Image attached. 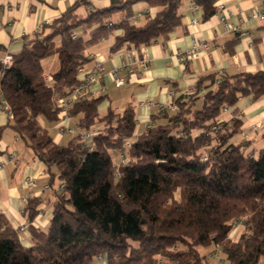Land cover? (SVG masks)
Listing matches in <instances>:
<instances>
[{
	"label": "trees",
	"instance_id": "trees-1",
	"mask_svg": "<svg viewBox=\"0 0 264 264\" xmlns=\"http://www.w3.org/2000/svg\"><path fill=\"white\" fill-rule=\"evenodd\" d=\"M137 1L118 0L80 15L86 2L79 0L24 39L2 68L0 106L9 105L8 124L53 168L62 189L48 226L33 230L31 247L0 215V264H88L97 255L105 264H208L201 249L212 247L213 257L216 244L217 256L228 264H258L261 258L264 264V147L254 153L231 141L241 132L238 118L211 129L239 98L264 95V69L201 75L196 91L173 97L176 109L155 115L159 120L135 138L133 108L109 109L100 117L102 95L76 101L67 115L78 117L79 128L103 123L94 130L92 149L78 135L56 143L39 123L59 121L56 99L78 83L79 67L91 61L88 48L117 30L111 52L146 47L180 25L181 0H144L156 12L145 13L142 25L129 22ZM216 1L193 3L206 20L215 14ZM53 55L58 68L49 86L42 61ZM127 138L129 159L117 165L114 157ZM39 203V197L27 200L29 220ZM239 224L242 232L234 239Z\"/></svg>",
	"mask_w": 264,
	"mask_h": 264
},
{
	"label": "crops",
	"instance_id": "crops-1",
	"mask_svg": "<svg viewBox=\"0 0 264 264\" xmlns=\"http://www.w3.org/2000/svg\"><path fill=\"white\" fill-rule=\"evenodd\" d=\"M79 0H0V57L5 53L12 54L19 50L24 39L36 32L39 24L50 23L59 17L63 11ZM86 5L78 9L84 15L89 9H103L118 0H83ZM223 4L230 11L229 20L236 23L241 16H247L255 8H263L264 0H217L215 7ZM193 0H181V23L166 37H160L144 47L147 57V69L143 72L127 74L120 68L126 61V52L130 48L124 46L118 51L111 52L110 45L116 34L115 31L88 48V54L95 55L103 61L105 74L96 82L93 90L102 89L103 96L99 106V116L103 117L109 109L121 112L126 107L135 112L134 138L144 133L149 125H154L159 119L155 115L171 110L170 103L177 95L189 94L196 91V84L201 75L210 73L235 74L264 69V21L246 20L239 31H227L224 23L215 13L208 19L202 18V10L193 7ZM133 15L144 13L135 23L145 22V13L153 16L156 8L150 7L146 1L138 0L130 5ZM242 12V13H241ZM122 11L113 15L118 21ZM194 21V22H193ZM87 31L79 30V34L87 35ZM201 40L207 44L205 52L190 59L180 60L177 52L190 48L193 40ZM58 42V41H57ZM94 60L84 66V77L93 66ZM43 75H51L58 68L55 55L42 61ZM117 68V75L124 77V84L116 86L109 70ZM2 65L0 64V77ZM78 117H69L65 123L77 125ZM232 118L241 120V132L233 136L231 141L241 145L244 151H256L264 147V95L256 100L250 96L241 97L236 104L220 114L218 121L226 123ZM9 115L0 106V157H8L16 153L15 160H6L0 168V215L17 231L20 242L25 247L34 245L33 230L45 229L50 220L52 202L60 191L59 179L54 175L53 168L43 162L31 147L11 129ZM41 126L48 129L54 142L65 144L71 137L59 131L57 122L49 123L40 118ZM102 122L96 123L91 130L102 127ZM258 125L256 130L254 125ZM115 162L117 156H115ZM33 177L38 183L32 188L25 182L26 177ZM49 184V189H43L42 184ZM30 197H39L38 213L33 221L29 220L23 211ZM26 225L25 230L18 227ZM242 227L234 228L233 236H238ZM99 261V260H98ZM103 264L105 262L102 261Z\"/></svg>",
	"mask_w": 264,
	"mask_h": 264
},
{
	"label": "built area",
	"instance_id": "built-area-1",
	"mask_svg": "<svg viewBox=\"0 0 264 264\" xmlns=\"http://www.w3.org/2000/svg\"><path fill=\"white\" fill-rule=\"evenodd\" d=\"M194 8H196L195 5H193ZM220 21L224 23L225 29L227 31H239L241 29V25L244 21L246 20H260L264 21V7L263 8H255L253 9L246 17L241 16L238 18L236 23H231L229 20L230 11L226 10L223 4H218L216 6V12H215ZM242 13V12H241ZM144 16V13H137L133 16L130 17L129 22L135 23L139 18ZM194 22V21H193ZM42 25L39 24L36 27V31L40 29V26ZM73 36H75L73 34ZM207 48V44L205 42H202L201 40H193L191 46L189 49L185 51H179L177 52V57L180 60H186L190 59L191 57L197 56L199 53L205 52V49ZM11 54L10 53H5L3 56L0 57V64L2 65V68H8L11 62ZM90 57L92 60H94L93 66L89 69L88 73L84 77H80V75L84 72V66L79 67L78 69V75H79V81L78 83L70 90V92L62 97H59L56 99V107L60 111V119L58 121V129L61 132H65L67 134H73L74 130L70 128V126L65 123L66 120L69 119V116L67 115V109L68 107L79 100H84L87 98L91 97H97L101 94L102 89H97L93 90L92 86L96 83L99 82L104 74H105V69L103 66V61L96 59L95 55L90 54ZM147 64L148 60L147 57L145 56V50L144 47L140 48H135V47H130L127 52H126V61L123 65L120 66V68H124L127 71V74H134L138 72H143L147 69ZM117 68H113L109 70V74L112 76L115 85L120 86L124 84V77L117 75ZM43 78L49 86L52 83V76L51 75H43ZM189 93L194 92L188 91ZM170 108L172 110L176 109V104L172 101L170 103ZM1 107L8 113L10 116V108L9 105L6 102H3ZM222 123L220 121H217L216 124L212 126V131H216L219 125ZM151 125H149L150 127ZM258 128V125H254L253 129L256 130ZM77 135L79 136L80 140L82 141L83 145L89 149H92L93 144H92V138L93 135L95 134L94 130H84L81 128H77ZM242 137L246 136V132H241ZM132 143L131 138H127L123 141L122 148L117 150V165L121 163H125L128 161L129 157L126 154V150L130 147ZM16 159V153H11L8 155V157L1 158L0 157V168L4 167L6 160H15ZM25 182L27 185L31 186L32 188L37 187L38 183L36 182V179L33 177H26ZM41 187L45 189H49V184L44 183L41 185ZM59 188L62 189V185H59ZM26 225H22L18 227V231H23L25 230ZM214 254L213 257L216 258L218 261H221V259L217 256L219 254V244H216L215 247L213 248ZM96 260L99 261H104V258L101 255H97ZM90 264V263H88Z\"/></svg>",
	"mask_w": 264,
	"mask_h": 264
},
{
	"label": "rangeland",
	"instance_id": "rangeland-1",
	"mask_svg": "<svg viewBox=\"0 0 264 264\" xmlns=\"http://www.w3.org/2000/svg\"><path fill=\"white\" fill-rule=\"evenodd\" d=\"M70 128H72L74 130V133L73 134H70L69 136H74V135H77V128L75 127V125H71ZM116 158L114 157V160ZM117 161V160H116ZM238 229H240L242 227L241 224L237 225ZM243 228V227H242ZM242 231V230H241ZM233 234L235 233L234 231L232 232ZM235 235V234H234ZM231 236L234 238V239H237L238 237H235L231 234ZM212 250V247H208V248H205V249H201V252L205 255H207V259H208V264H228L227 260L225 259V257L220 254L218 257L221 259V261H218L216 258L210 256L209 254V251ZM90 264H103L102 261H98L96 259H94ZM258 264H263V259L261 258L259 263Z\"/></svg>",
	"mask_w": 264,
	"mask_h": 264
}]
</instances>
